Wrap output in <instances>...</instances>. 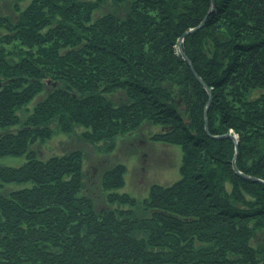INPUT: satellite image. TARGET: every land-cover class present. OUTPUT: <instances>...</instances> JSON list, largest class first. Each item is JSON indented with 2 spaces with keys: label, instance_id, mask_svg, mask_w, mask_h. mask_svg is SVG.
Instances as JSON below:
<instances>
[{
  "label": "trees",
  "instance_id": "obj_1",
  "mask_svg": "<svg viewBox=\"0 0 264 264\" xmlns=\"http://www.w3.org/2000/svg\"><path fill=\"white\" fill-rule=\"evenodd\" d=\"M27 1L0 15V157L26 159L0 166V264H264V0ZM204 18L181 47L211 90L209 132L236 134L237 169L263 182L204 130L207 93L177 49ZM146 124L182 162L140 204L116 192L121 164L98 206L80 150L32 149L75 126L98 143Z\"/></svg>",
  "mask_w": 264,
  "mask_h": 264
},
{
  "label": "rangeland",
  "instance_id": "obj_2",
  "mask_svg": "<svg viewBox=\"0 0 264 264\" xmlns=\"http://www.w3.org/2000/svg\"><path fill=\"white\" fill-rule=\"evenodd\" d=\"M27 4V0H0V15L14 17L16 14V5L19 9H23ZM181 51L184 53L182 47ZM186 58L189 59L187 56ZM192 70L195 72L193 67ZM195 74L197 73L195 72ZM208 89L211 94L210 88ZM43 96L44 92L34 97L26 107L20 110L18 112L20 119H24L26 116V111L24 112V109L30 111ZM206 125V134L210 138L221 136L210 134L208 120ZM203 127L205 130V125H203ZM163 130L164 129L159 126L146 124L131 133L121 134L98 143H90L80 137L82 129L75 126L71 132L56 133L51 139L36 144L32 149L38 151V156L41 159H47L54 155H64L71 150H80L82 153L81 169L86 176L85 182L87 184L85 193L89 196L96 197V204L98 206H103L105 204L104 194L101 193L99 189L102 173L117 164H121L124 167V184L122 187L118 188L116 192L119 194H127L132 197L137 204H140V202L148 196L151 185L158 184L166 186L180 178L179 168L182 162V150L180 146L149 139L150 135L162 132ZM223 135H230L236 139L238 154V136L232 132ZM25 160L26 159L22 156H1L0 166L17 167L22 165ZM23 186L25 185L10 184L6 189H16ZM124 209H127V207L125 206Z\"/></svg>",
  "mask_w": 264,
  "mask_h": 264
},
{
  "label": "water",
  "instance_id": "obj_3",
  "mask_svg": "<svg viewBox=\"0 0 264 264\" xmlns=\"http://www.w3.org/2000/svg\"><path fill=\"white\" fill-rule=\"evenodd\" d=\"M213 7H214V1H213V0H210V11L213 9ZM205 18H206V17H205ZM205 18L200 22V24H199L196 28H191V29H189L188 31H186V33H184V34L182 35V37L179 39L177 49H178V52L180 53L181 57L185 60V62L187 63V65L190 67V69H191V71H192L194 77L196 78V80L201 84V86H202V87L205 89V91L207 92L208 100H207V102H206V104H205V106H204V109H203V120H204V125H205V131H206V133H207V125H206V123H207L208 109H209V105H210V103H211V94H210V91H209V89L207 88V86H206V85L203 83V81L197 76V74H195V72L192 70L191 63H190L189 59L186 58V56L184 55V53H182V51H181V45H180V43H181L182 40H183V37H184L186 34H188V33L192 32V31H194L195 29H197V28H199V27H201L202 24H203V22L205 21ZM222 137H229V138L234 142V145H235V152H234V155H233V158H232V161H231V163H232V167H233V170H234L237 174L241 175V177H243V178H246V179L248 178V179H251V180H253V181L263 182L262 180H260V179H258V178L250 177V176H247V175H243V174H241V172L237 169V167H236V165H235V158H236V156H237V142H236V139H235L234 137L230 136V135L215 136V137H212V138L215 139V138H222ZM263 183H264V182H263Z\"/></svg>",
  "mask_w": 264,
  "mask_h": 264
}]
</instances>
